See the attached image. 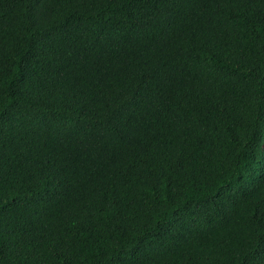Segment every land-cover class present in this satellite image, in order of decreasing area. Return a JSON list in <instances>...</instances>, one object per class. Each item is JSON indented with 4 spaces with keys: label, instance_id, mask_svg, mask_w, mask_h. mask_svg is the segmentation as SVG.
Here are the masks:
<instances>
[{
    "label": "trees",
    "instance_id": "trees-1",
    "mask_svg": "<svg viewBox=\"0 0 264 264\" xmlns=\"http://www.w3.org/2000/svg\"><path fill=\"white\" fill-rule=\"evenodd\" d=\"M0 264H264V0H0Z\"/></svg>",
    "mask_w": 264,
    "mask_h": 264
}]
</instances>
